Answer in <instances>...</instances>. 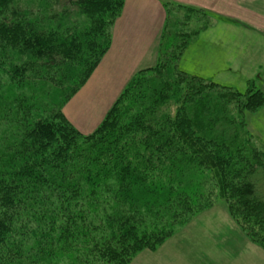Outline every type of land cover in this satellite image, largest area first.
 Here are the masks:
<instances>
[{
	"label": "trees",
	"instance_id": "1",
	"mask_svg": "<svg viewBox=\"0 0 264 264\" xmlns=\"http://www.w3.org/2000/svg\"><path fill=\"white\" fill-rule=\"evenodd\" d=\"M31 1L0 0V264H129L212 203L197 200L205 179L264 250V150L241 118L263 93L178 70L190 35L174 48L168 31L162 62L83 131L63 107L108 51L123 0Z\"/></svg>",
	"mask_w": 264,
	"mask_h": 264
},
{
	"label": "rangeland",
	"instance_id": "2",
	"mask_svg": "<svg viewBox=\"0 0 264 264\" xmlns=\"http://www.w3.org/2000/svg\"><path fill=\"white\" fill-rule=\"evenodd\" d=\"M33 1L36 2V0ZM29 3L32 1L20 0V7L25 8ZM204 6L206 7L182 3V0H123L120 14L114 23L116 24L122 18L126 9L127 12L152 11L154 15L158 13L160 14L158 18L161 19L162 23L154 39L157 52L160 39L166 32L169 31L172 37L180 35L181 38L175 39V42L172 43L174 48L182 43V33L190 35L186 37V39L189 38V45L179 59L175 61L178 70L188 76L199 77L220 86L232 88L240 93H245L249 88V83H251L254 89L260 90L259 88H262L260 91L264 95V53L261 46L256 48L259 34L250 32H264V0L249 5L248 11L240 9L236 13V16L240 15V18L233 20L222 19L226 17V14L233 13V11L226 12L228 6L226 3L214 5L213 8L209 4ZM231 9L233 10V5H231ZM70 10L72 12L75 9L70 7ZM60 11L59 5L54 8L55 13H60ZM72 14L74 15V12ZM219 17L222 18L218 20ZM199 27H201L199 34L193 36ZM112 28L113 26L109 31L110 45L108 51L112 45ZM243 29L246 31L240 32ZM216 39H222L225 42V48L228 44L226 41H231L235 55L234 68L226 69L225 59L221 60L222 55L224 58L226 56L221 51L223 46L216 44L212 53ZM154 60V63L148 68L155 67L162 62L158 53ZM107 74L104 70L102 75L90 77L81 90L63 107V113L68 120L83 131H90L89 129H93L95 124L100 122L104 113L120 96L133 76L125 79V81L121 77L117 80L111 77L110 73ZM169 111L173 113L174 106L170 107ZM232 114L236 121H240L242 118L244 123L242 131L246 132L251 142L258 149L264 150V103L256 111L244 112L242 117L237 116L236 110H233ZM212 189H214L213 184L205 179L197 200L200 199L201 202H205L209 199L208 201L212 200L210 203L212 205L208 202L207 206L194 213L155 251L144 250L142 252H147L146 257L139 259L137 254L129 264H196L197 261H201L203 254L211 251H225L228 247L226 245H230L231 240L235 241V237H242L248 243L245 246L236 240L235 250L240 252L257 248V250L264 252L263 249L246 239L228 215L223 201L214 200ZM213 201L215 202L213 203Z\"/></svg>",
	"mask_w": 264,
	"mask_h": 264
},
{
	"label": "crops",
	"instance_id": "3",
	"mask_svg": "<svg viewBox=\"0 0 264 264\" xmlns=\"http://www.w3.org/2000/svg\"><path fill=\"white\" fill-rule=\"evenodd\" d=\"M257 1L260 0H182V3L202 5L203 7L209 4L212 8L214 5L226 3L228 5L226 12L233 11V13L226 14V17L223 18L219 17L218 20L221 18L223 20H233L240 18V15L238 17L236 16L237 11L239 12L240 9H246L248 11V6ZM231 5H233V10L231 9ZM129 9H131V7H129ZM158 17H160V14L156 13L154 15L152 11L127 12L126 9L122 18L119 19L116 24L114 23L112 28L111 48L104 56L91 78L99 74L102 75L105 70L106 74L110 73L111 77L117 80H119L120 77L127 80V78H130L140 69L150 67L154 63V59L157 57L158 53L157 47L154 46L155 36L162 23L161 19ZM244 31L246 30H240V32ZM250 32L259 34L256 48L258 49L261 46L262 52L264 53V32ZM229 41H226L228 44L225 48V42L222 39H216L212 47L213 53L216 44L223 46L221 51L224 52L227 57L225 56L224 58L222 55L221 60L223 61L225 59L226 69L235 67L233 64L235 62V55L233 54L234 48L231 47V41L230 43ZM259 89L261 90L262 88ZM235 239L244 245L248 244L242 237H235ZM236 240H231L230 245H226L228 247L225 251H211L210 253L201 255V261H197L196 264H264L263 251L254 248V250L250 249L239 252L235 250ZM145 254L147 255V252L139 253V259H142L144 256L146 257Z\"/></svg>",
	"mask_w": 264,
	"mask_h": 264
}]
</instances>
